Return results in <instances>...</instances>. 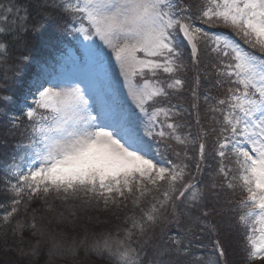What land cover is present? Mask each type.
Segmentation results:
<instances>
[{
  "label": "snow or ice",
  "instance_id": "1",
  "mask_svg": "<svg viewBox=\"0 0 264 264\" xmlns=\"http://www.w3.org/2000/svg\"><path fill=\"white\" fill-rule=\"evenodd\" d=\"M38 7L70 18L69 31L82 41L85 70L37 79L19 113L7 112L5 106L16 102L4 89L18 65L8 63L10 42L3 37L39 26L29 25L26 7L0 2V115L8 118L6 134L15 135V129L21 136L3 172L4 191L13 198L0 204L5 208L0 227L10 226L0 236H15L21 246L5 239L4 250L37 257L41 241H47L46 264L54 257L76 258L81 246L111 264H220L226 256L221 241L205 244L203 234L210 217L239 211L246 260L264 262V0H204L195 14L185 0H41ZM218 28L230 31H213ZM185 50L196 68L191 90L200 126L196 135L180 131L185 125L177 117L184 110L169 100L184 89L177 73L188 67ZM202 53L214 61L204 78L214 75L215 87L227 85L226 95L214 103L203 96L214 125L207 130L199 112ZM105 56L108 67L114 60L119 70L122 99L115 98L119 90L102 93L99 87ZM210 133L216 136L211 148ZM189 145L195 155L188 154ZM202 165L210 167L203 187L193 183ZM237 188L242 198L222 206L221 193L235 194ZM147 197L148 206L141 207ZM33 198L46 212L55 211L49 201H71L82 211H111L119 219L117 213L131 202L140 214L125 216L127 228L93 233L91 241L85 229L79 242L75 237L69 242L65 228L38 224L36 209L27 225L13 220L19 206L27 210ZM69 213L77 215L74 208ZM56 220L75 224L63 213ZM29 230L40 239L26 252ZM212 234L217 235L215 226Z\"/></svg>",
  "mask_w": 264,
  "mask_h": 264
},
{
  "label": "trees",
  "instance_id": "2",
  "mask_svg": "<svg viewBox=\"0 0 264 264\" xmlns=\"http://www.w3.org/2000/svg\"><path fill=\"white\" fill-rule=\"evenodd\" d=\"M3 3H11L13 5H19L27 8L29 16V25L36 24L39 26L38 31H27L22 33L19 37L13 38L12 35H7L3 37L4 40L10 42V47L7 54V59L9 64H17L18 68L15 69L6 81L5 89L6 94L11 96L13 101L16 103L6 105V111L9 113L16 112L17 103L21 100L24 95V86L31 82L34 75L41 73V77L45 76V70L39 71V67H34L30 64L32 59L37 60L36 54L41 51L44 47L45 41H49L48 36L53 35V31L58 24L65 19V15L59 11L53 9H43L38 7L41 0H0ZM186 3L192 5L193 14L197 13L201 7L204 5V0H185ZM44 13H51V16H46ZM56 20V21H55ZM57 25V26H55ZM7 27V26H6ZM224 29V28H222ZM220 30V29H218ZM230 30H224L222 32L228 33ZM52 38V37H51ZM247 47V45H245ZM21 57H26V61H21ZM0 83L4 81L0 80ZM7 117L0 115V204H4L10 201L13 197L9 193L4 191V180L3 172L5 165L11 162L12 153L14 151L13 145L21 139L19 130L15 136H10L6 134V129L8 127ZM214 126V125H212ZM212 143L207 142L209 148H211ZM192 145L188 147V154L192 155ZM169 158L172 157L169 155ZM181 159V158H180ZM18 163V161H17ZM192 162L189 161V164ZM214 166L215 163L208 162V165ZM210 167H205L202 174H196V179L193 183L199 182V186L203 187L204 183L207 181L208 172ZM194 172V169H193ZM242 198L240 189H235V194L232 190L225 189L220 195V204L225 205L226 200L231 199L233 201H239ZM24 199H27L24 197ZM53 205L55 211L46 212L44 211V205L42 202L33 198V202L28 205L27 210L24 209L23 205L19 206L20 211L13 217V220L20 218L27 225L31 223V218L33 215V209H36L35 216L38 224H43L50 230L59 231L61 228H65L67 231V238L70 242L72 238H76L79 242L85 235V229L88 230L89 241L92 239L93 233L97 236L102 232L112 231L115 232L117 226L121 228H127L129 225L123 223L125 216L139 215L140 211L138 208H133L131 202H129L127 208H123L117 213L119 219L112 214L111 211L90 209L85 212L78 206L76 202H67L66 204H61L59 201H49ZM143 205L141 207H147ZM232 205H228L231 207ZM74 208L77 215L73 217L69 213V209ZM5 211L4 207H0V213ZM238 212H231L227 215H215L209 218L208 221V231L203 235V243L211 245L214 239H219L225 250L226 256L220 261V264H248L246 260L245 253V239L244 230L239 226L238 223ZM59 213L67 218V220H75V224L69 225L65 221L64 223H57V216ZM222 217V218H221ZM3 224L2 215H0V225ZM213 226L217 230V235L212 234ZM4 226L0 227V233L5 230ZM170 232H175L176 229L172 228ZM233 234H228V233ZM199 234V233H198ZM25 235V251L30 252L32 245H35L36 241L40 239L39 237L32 236L31 230L26 231ZM122 235V233H121ZM227 238V239H226ZM5 239L8 240L9 244H12L15 248H19L20 241L15 236H0V264H46L48 260L47 249L50 246L47 241H41V247L39 249L40 255L37 257H32L31 255L27 257H18L15 251H5L4 242ZM201 241H197L200 243ZM194 251H200L199 249H194ZM205 252H210L211 249L204 250ZM218 257V253H217ZM53 264H111L108 259H101L91 252H85L83 246L80 247L78 255L76 258L72 257H54ZM251 264H254L251 262Z\"/></svg>",
  "mask_w": 264,
  "mask_h": 264
},
{
  "label": "rangeland",
  "instance_id": "3",
  "mask_svg": "<svg viewBox=\"0 0 264 264\" xmlns=\"http://www.w3.org/2000/svg\"><path fill=\"white\" fill-rule=\"evenodd\" d=\"M56 21V20H55ZM69 25H70V18L65 16V19H63L53 31L52 36L46 37L47 39L50 38L49 41H45L43 45V49L36 54L37 60L34 61L32 59L30 61V64L34 67H39V71H46L45 76L41 77V73H38L34 75L31 79V82L26 84L24 86V95L22 96L21 100L17 103L16 112L19 113V111L24 107V100L23 97L27 94L28 88L35 82L37 79H40L41 81L46 79H56L59 77L71 75L73 72L77 71H83L85 70V65L82 63L80 57L84 54V49L80 46L81 45V38L75 36L72 32L69 31ZM220 29V30H218ZM213 29V31H224L228 29ZM52 37V38H51ZM185 63L188 65L187 69L181 72L177 73V76H179L181 79L185 81L184 89L183 91L179 93H173L169 100L171 104L178 105L182 110V115L180 117H177L179 121H181L185 127L181 128L180 131L182 133H186L189 130L193 135H196L198 133L199 127L195 124V115L194 111L191 107V105L196 102L193 100L191 90L193 88V81L194 77L196 75V68L195 66L191 65L189 59H188V52L185 50ZM104 66L106 68V73L101 75V79L98 82L99 87L102 91V93H111L113 89L119 90V95L115 98L122 99L123 98V87H122V78L119 76V70L115 65L114 60L111 61V66L108 67L109 58L108 56H105L103 58ZM213 58L206 54H201V64L199 66V70L201 72V85L198 90V94L201 97L199 100V112L201 117V124L202 126L207 130L210 129L212 124L209 122L206 116V104L203 100V96L210 95L213 99L209 101V103H214L216 99L223 97L226 95L225 89L227 88V85H225L223 88H218L213 85L212 82L215 80V76H211L208 79L204 78L203 73L205 71L207 72H213L212 69V63ZM32 97H28V102H31ZM165 103H168V101H165ZM22 123H26V121H22ZM9 125L6 129V133L8 131ZM15 132V135L17 134L18 130H13ZM9 135V134H8ZM10 135V136H15ZM216 139V136L214 133H210L209 137L207 139L208 144L214 143ZM191 146V145H189ZM174 147H177L181 152H183V149L180 146L174 145ZM193 147V146H192ZM172 157L174 161L179 162L178 158L171 154V152L168 153ZM192 155H195L194 148L192 149ZM182 159V157H181ZM189 163V161H186ZM208 162L215 163L209 156ZM210 165V163H209ZM235 167V165H233ZM202 169H204L205 165L201 166ZM163 191V189H161ZM155 194V193H154ZM151 197L145 198V200L141 201V206L147 205L150 201ZM236 213V212H234ZM239 215V212H238ZM222 218V217H221ZM228 234H233L228 233ZM227 239V238H226ZM254 264H264L262 261H253Z\"/></svg>",
  "mask_w": 264,
  "mask_h": 264
}]
</instances>
